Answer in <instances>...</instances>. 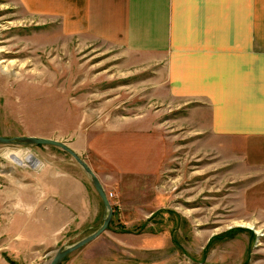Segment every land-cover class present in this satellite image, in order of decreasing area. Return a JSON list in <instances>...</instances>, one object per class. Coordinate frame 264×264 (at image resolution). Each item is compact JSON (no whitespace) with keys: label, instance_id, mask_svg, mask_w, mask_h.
I'll use <instances>...</instances> for the list:
<instances>
[{"label":"rangeland","instance_id":"obj_1","mask_svg":"<svg viewBox=\"0 0 264 264\" xmlns=\"http://www.w3.org/2000/svg\"><path fill=\"white\" fill-rule=\"evenodd\" d=\"M70 30L67 0H0V135L77 149L112 208L107 229L60 264H264V137L209 130L206 110L168 96L162 66ZM45 170L88 202L75 193L81 214L68 225L59 214L58 244L33 264L106 215L70 154L0 144L1 178Z\"/></svg>","mask_w":264,"mask_h":264},{"label":"crops","instance_id":"obj_2","mask_svg":"<svg viewBox=\"0 0 264 264\" xmlns=\"http://www.w3.org/2000/svg\"><path fill=\"white\" fill-rule=\"evenodd\" d=\"M260 7V0H67V33L81 28L84 37L147 56L162 66L168 96L206 110L209 130L261 138ZM80 191L60 192L59 174L51 170L0 177V264H33L37 252L54 249L59 214L64 225L81 214L74 199ZM78 197L85 205L87 198Z\"/></svg>","mask_w":264,"mask_h":264},{"label":"water","instance_id":"obj_3","mask_svg":"<svg viewBox=\"0 0 264 264\" xmlns=\"http://www.w3.org/2000/svg\"><path fill=\"white\" fill-rule=\"evenodd\" d=\"M0 144H12V145H52L61 148L66 153L70 154L75 161L83 168V170L88 174L90 182L99 195L105 210L106 215L103 217L101 225L94 230L92 233L78 240L77 242L57 248L55 254L51 258L49 264H60V262L71 252L79 249L83 245L89 243L97 236H99L103 231H105L110 223L112 217V208L108 200L107 194L100 183L97 175L94 173L92 168L87 164V162L66 142L49 137L36 136V135H20V136H3L0 135Z\"/></svg>","mask_w":264,"mask_h":264},{"label":"bare ground","instance_id":"obj_4","mask_svg":"<svg viewBox=\"0 0 264 264\" xmlns=\"http://www.w3.org/2000/svg\"><path fill=\"white\" fill-rule=\"evenodd\" d=\"M20 157H21V156H20ZM17 158L19 159V156H18ZM18 159H17V160H18Z\"/></svg>","mask_w":264,"mask_h":264},{"label":"built area","instance_id":"obj_5","mask_svg":"<svg viewBox=\"0 0 264 264\" xmlns=\"http://www.w3.org/2000/svg\"><path fill=\"white\" fill-rule=\"evenodd\" d=\"M108 197V196H107Z\"/></svg>","mask_w":264,"mask_h":264}]
</instances>
